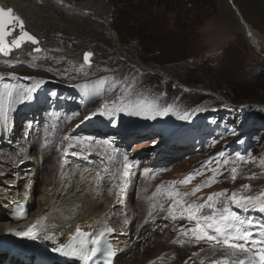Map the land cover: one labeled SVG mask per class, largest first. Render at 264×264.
Returning a JSON list of instances; mask_svg holds the SVG:
<instances>
[{
  "label": "rangeland",
  "instance_id": "obj_1",
  "mask_svg": "<svg viewBox=\"0 0 264 264\" xmlns=\"http://www.w3.org/2000/svg\"><path fill=\"white\" fill-rule=\"evenodd\" d=\"M3 1L17 8L26 22L25 25H28L29 29L32 28L39 39H60L63 41L60 42V46H69L75 55L64 51V55L62 52H54L45 56L42 61L38 60L44 64V70L39 72L24 67L12 68L17 66L14 65L6 68L0 66V73H17L19 76L23 73L34 74L39 80L64 84L67 80L54 74L55 71H65L66 63L63 57L75 56L77 60L80 59L83 49H90L94 54L91 57L93 67L105 68L102 72H93L95 76L108 77L111 83L113 82L111 74L115 72L118 74V78L115 79L117 81H130L134 78L136 91L148 99H155L161 107L171 104L175 110L182 111L192 99L200 98L202 101L189 112L196 109L209 111L216 107L235 105L244 107L243 112L264 113V106L257 103L240 101L236 104L225 98L232 96V90L228 86L230 82L250 83L247 89L250 91H254V87L259 83L251 80V75L252 71L264 62V0ZM233 7H236L242 18L258 32L261 39L260 47H255L249 42ZM106 26L116 35L115 41L105 37ZM29 54L27 47L25 55L21 58L30 59ZM154 55L158 60L168 63L156 64ZM78 68L79 66H74V69ZM225 78L229 83L221 81ZM187 79L200 82L192 84ZM109 94L114 100L121 93L118 90L110 91ZM189 97L191 99H188ZM200 112L203 111L196 114ZM151 137L141 142L142 145L131 146V149L150 150L149 142L155 139ZM133 138L140 139L142 136ZM161 147L162 143L155 146V150L168 152V148L161 150ZM123 150L124 154L127 153ZM131 153L130 151L131 157H138L141 154ZM192 160L193 158L188 159L187 154L176 162L171 172L176 176L181 171H186L197 163ZM45 176L49 178L48 171ZM260 181L258 178L252 180L259 189L264 186V180ZM136 200L132 207L133 220L136 221L138 214L139 221L144 222L148 220L145 219L147 206ZM150 219L157 218L150 216ZM151 226H153L151 221L145 226L142 225L146 230L144 236L139 239L141 242L143 239L145 242L148 241L146 233ZM157 247L150 246L149 256L157 249L166 248L161 243ZM142 260L143 258H139L138 263L141 264Z\"/></svg>",
  "mask_w": 264,
  "mask_h": 264
},
{
  "label": "snow or ice",
  "instance_id": "obj_2",
  "mask_svg": "<svg viewBox=\"0 0 264 264\" xmlns=\"http://www.w3.org/2000/svg\"><path fill=\"white\" fill-rule=\"evenodd\" d=\"M251 35V33H249ZM30 42L33 45H38L40 41L35 35H32L25 28V22L20 16L14 14L11 7L5 8L0 6V54L8 57L14 50L21 49L26 43ZM35 52L42 51L41 48L36 47ZM94 54L89 51L84 53V65L91 67V57ZM24 79H33L32 77H25ZM45 80L40 79L36 85L25 89L20 93L19 101H27L32 99V94L37 90L40 85H43ZM98 83H105L100 81ZM135 79L125 80L123 82L113 80L107 91H120V95L111 101V104L102 105L96 112L90 114L85 119H90L92 116L101 115L113 125L118 122L119 114L126 113L143 117L145 119L155 120L158 117H165L169 114L176 115L179 120L189 121L196 112L204 111L205 109H196L194 112L184 111L183 113L175 110L171 104L161 107L155 99H148L142 93L136 91ZM79 113H74L78 115ZM71 119V117H69ZM65 140L68 137L64 138ZM105 144L109 143L107 141ZM25 149L21 148L20 152L23 153ZM114 153L118 150L113 149ZM107 155V154H106ZM224 157V154H219ZM247 157V158H246ZM107 159L111 162L113 155H107ZM103 162V161H102ZM216 168L211 169L212 175L200 185H197L191 191H181L178 185H184L191 182L201 172L189 174V176L181 179L180 181H172L169 185H158L156 191L149 199L155 201L151 207L153 212H165V220L187 221L191 227L181 225L179 228V236L186 237L187 239H178L175 241L181 245L185 243L199 244L206 243L209 250L212 252V257L208 258L210 264H264V221H257L251 216H243L239 212L233 211L232 206H235L243 213L257 212L264 214V190L258 194H249L252 185L244 184L242 189L244 191H232L229 194L228 189L219 192H213L207 196L203 203H198L197 200L189 201L188 197H195L205 187H211L213 184L218 183V177L228 171L232 181L238 178V174L246 169L240 167L242 164L255 163L252 158V153L240 154L236 153L234 159L223 158L216 159ZM228 165H236L228 168ZM134 164L129 161V157L123 155L122 170L118 172V177L122 179L119 185L121 191L125 186V182L131 175V170ZM111 173L110 169H105ZM145 172H149L145 169ZM151 175V173H149ZM97 180L103 179L99 172L94 173ZM250 180H256L255 172H252L248 177ZM159 197V200H157ZM199 199V198H198ZM168 203L165 209V202ZM79 205H75L69 215H64L63 219L68 221L72 219L79 210ZM23 216V213H18ZM151 216L152 213H149ZM124 223H128L127 220ZM50 228L55 229L57 225L52 224ZM50 228L43 225L37 226L32 224L25 230L17 231V236L26 237L30 239H39L41 235L47 238H52L54 233H50ZM116 229L111 226H105L99 233H80L78 241L74 239L73 243L64 248H56L55 251L60 252L66 256H82L87 258L90 253L101 251L98 245L101 244L103 238L115 232ZM91 245V247H90ZM104 264H113L112 258L115 252L111 244H106L104 247ZM203 252V249L201 250ZM216 252H222L219 258H215ZM195 255V254H194ZM242 257V258H241ZM204 264V261H201Z\"/></svg>",
  "mask_w": 264,
  "mask_h": 264
},
{
  "label": "bare ground",
  "instance_id": "obj_3",
  "mask_svg": "<svg viewBox=\"0 0 264 264\" xmlns=\"http://www.w3.org/2000/svg\"><path fill=\"white\" fill-rule=\"evenodd\" d=\"M0 3L2 6H11L14 12L21 17L13 4H7L3 0H0ZM234 9L238 14L237 18L241 29L249 42L255 47H260L261 39L258 32L242 18L236 7H233V10ZM21 19L23 18L21 17ZM27 26L28 25H25V28L35 35L41 43L43 51L39 53H43L45 48H51L55 45L59 49L61 48V50L69 52L68 54L72 53L75 55L74 50L70 49L69 46H60V42H63L60 39L53 38L52 40H41L33 33L31 30L32 28L29 29ZM249 33H251V35H249ZM104 34L105 37L111 41L116 40V35L108 26L105 27ZM27 47L31 49V44L29 42L21 49L14 50L8 57H4L0 54V66L11 67L18 65L17 62L23 60L21 57L25 55ZM83 51L84 49L82 53ZM36 53L37 52L32 53L30 50L29 56L32 57ZM82 53H80L81 60ZM74 57L75 56L70 60L72 64L78 62ZM89 116L88 113H84L76 119L74 123V125L76 124V132H81L88 125L93 124L94 119H85V117ZM61 131L71 133L73 131V126L64 125ZM59 133L60 132L55 135L58 136ZM41 140L43 141V139ZM32 141L38 144V140L33 139ZM29 144L34 146L33 142ZM122 150L123 149L119 148L118 152L115 153L118 162L121 161L123 155L129 154H124ZM2 152L6 153L1 156ZM62 154V150L57 152L54 156L50 153L40 154L37 153L35 149V152H31V156L23 158L25 163L18 165L20 158H17L16 162H14L16 157L15 151L0 150V232L4 229H8V227L21 228L24 224L32 221L38 216H44L48 220L60 225L62 232L69 231L76 224L80 227H87L108 223L116 228V230L127 233L126 235H115L117 238H114L118 247L122 249V253L118 256L117 264H138L139 261H136L138 255L137 249L140 250L141 246L145 244V239H143L142 242L139 240L144 236L143 233L144 230H146V227L143 229L142 225L145 226L147 222L151 221L154 226L157 222L153 219L140 222V216L138 214L136 215V221L133 220L134 213L132 207L135 200L131 192L132 184L127 186V192L122 194L118 188L119 185L113 180V175H115L114 172L109 176L108 171H105L107 168L100 167L97 164L77 168L67 162L68 159L62 157ZM49 162L50 170L48 172V178L44 173ZM52 164H55L54 168ZM96 172H99L103 179L97 180L96 176L93 175ZM15 180L20 183L16 188H9L6 186L8 182H14ZM29 181L32 184L33 182H38L40 184L38 193H35L33 186L29 189L30 196L28 197V204L31 205L36 203V207L28 213V217L25 220L14 223L8 218L10 206L8 205L7 209H4L2 205L5 206L8 202L13 200L17 191H25ZM137 199L140 200L139 198ZM149 202L150 201L147 200L141 201L143 206H148ZM75 205L80 206L77 214L72 219L65 221L61 212H63L64 215H69L70 210ZM125 220H127L128 223H124ZM146 252L148 253V251Z\"/></svg>",
  "mask_w": 264,
  "mask_h": 264
},
{
  "label": "trees",
  "instance_id": "obj_4",
  "mask_svg": "<svg viewBox=\"0 0 264 264\" xmlns=\"http://www.w3.org/2000/svg\"><path fill=\"white\" fill-rule=\"evenodd\" d=\"M154 59H155L154 62L158 65L168 63L166 61L158 60L156 55H154ZM209 69H211V68L209 67ZM253 79L255 81L259 82L256 85V87H254V91L253 90H251V91L247 90L250 83L241 82V81L240 82H232V83L230 82V84H228V86H229V88H231L230 90H232V96L230 98L225 96V98H228L233 103L240 102V101H246V102L262 104L264 106V62H262V64L259 65L256 70L252 71L251 80H253ZM221 81L229 83V81L226 78L224 80H221ZM180 82L185 83L181 80H180ZM189 82H191L192 84H196V83H199L200 81H193L190 79ZM253 86H255V85H253ZM188 99H191V98L189 97ZM200 101H202V99H200V98L192 99V101H190L188 103L186 108L182 111H179V112L183 113L184 111L191 110V108L196 106ZM238 113H239V111L237 112V114ZM247 113H249V112H247ZM257 114L264 117V113H262V114L257 113Z\"/></svg>",
  "mask_w": 264,
  "mask_h": 264
},
{
  "label": "water",
  "instance_id": "obj_5",
  "mask_svg": "<svg viewBox=\"0 0 264 264\" xmlns=\"http://www.w3.org/2000/svg\"><path fill=\"white\" fill-rule=\"evenodd\" d=\"M230 1H231V0H230ZM0 6H2L1 3H0ZM2 7H4V6H2ZM5 8H8V7H5ZM11 8H12V7H11ZM14 14L17 15L15 12H14ZM86 52H89V51H88V50L84 51V53H86ZM84 53H83V56H84ZM258 105L263 106L262 104H258Z\"/></svg>",
  "mask_w": 264,
  "mask_h": 264
}]
</instances>
